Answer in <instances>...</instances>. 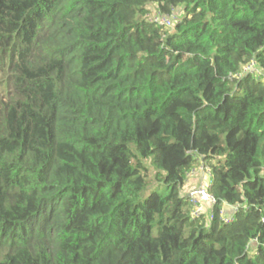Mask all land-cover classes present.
I'll return each instance as SVG.
<instances>
[{"label": "trees", "instance_id": "trees-1", "mask_svg": "<svg viewBox=\"0 0 264 264\" xmlns=\"http://www.w3.org/2000/svg\"><path fill=\"white\" fill-rule=\"evenodd\" d=\"M0 264H264V0H0Z\"/></svg>", "mask_w": 264, "mask_h": 264}, {"label": "built area", "instance_id": "built-area-1", "mask_svg": "<svg viewBox=\"0 0 264 264\" xmlns=\"http://www.w3.org/2000/svg\"><path fill=\"white\" fill-rule=\"evenodd\" d=\"M147 18L162 24L166 27H171L174 25V23L177 20V16L175 13L171 14V15H165L162 14L160 12H153V14L148 13ZM244 71L247 72H253V71H257L256 69H254L253 67H249L247 66ZM200 169V178H199V182L193 186V188L187 190V197L189 199V201L192 204V212H191V216L192 217H198L201 213L204 212V206L206 207L209 204V207H212V205L215 203V198L208 192V186H209V182H210V171L209 168L206 165H199L198 166ZM195 169L192 170L190 172V175L194 174ZM212 218V215L209 214V219ZM222 219L225 222H230L232 221L233 217L228 216V215H223L222 214Z\"/></svg>", "mask_w": 264, "mask_h": 264}, {"label": "rangeland", "instance_id": "rangeland-1", "mask_svg": "<svg viewBox=\"0 0 264 264\" xmlns=\"http://www.w3.org/2000/svg\"><path fill=\"white\" fill-rule=\"evenodd\" d=\"M154 7H151V10L149 11L151 14H153V12H155L156 10L155 9H153ZM176 10V11H175ZM174 11V13L176 14V16H177V19H178V17L180 16V13H181V9L180 8H177V9H175ZM182 14V13H181ZM174 26V25H173ZM173 26H171V27H168L170 30L172 29V27ZM146 166H147V175H148V178L150 179V181H151V183L153 182V178H154V174H155V169L152 167V166H150V165H148V163L146 162ZM199 170L200 168L196 165V167H195V170ZM190 175V174H189ZM189 178V177H188ZM195 186V185H194ZM190 186H187V185H185V187L182 189V193H187V189L189 188ZM205 210V213H209V204L206 206V208L204 209ZM223 211H225V207L223 206ZM233 213V212H232Z\"/></svg>", "mask_w": 264, "mask_h": 264}, {"label": "crops", "instance_id": "crops-1", "mask_svg": "<svg viewBox=\"0 0 264 264\" xmlns=\"http://www.w3.org/2000/svg\"><path fill=\"white\" fill-rule=\"evenodd\" d=\"M199 178H200V171L197 169L195 170L194 174L190 175L188 180L186 181V185L190 186L187 190L193 188V186L199 182ZM224 207H225V211H224L225 213L227 214L231 213V207L229 205H224ZM205 208L206 207L204 206V209Z\"/></svg>", "mask_w": 264, "mask_h": 264}, {"label": "clouds", "instance_id": "clouds-1", "mask_svg": "<svg viewBox=\"0 0 264 264\" xmlns=\"http://www.w3.org/2000/svg\"><path fill=\"white\" fill-rule=\"evenodd\" d=\"M231 207V206H230ZM233 212V207H231V213ZM210 214V213H209ZM222 214L225 216L227 215V213H225L224 211H222ZM228 216H231V215H228ZM232 217V216H231Z\"/></svg>", "mask_w": 264, "mask_h": 264}]
</instances>
